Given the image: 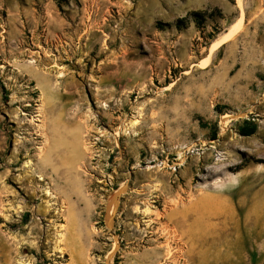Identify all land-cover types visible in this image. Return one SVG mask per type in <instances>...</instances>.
<instances>
[{"label":"rangeland","instance_id":"1","mask_svg":"<svg viewBox=\"0 0 264 264\" xmlns=\"http://www.w3.org/2000/svg\"><path fill=\"white\" fill-rule=\"evenodd\" d=\"M263 186L264 0H0V264H264Z\"/></svg>","mask_w":264,"mask_h":264},{"label":"trees","instance_id":"2","mask_svg":"<svg viewBox=\"0 0 264 264\" xmlns=\"http://www.w3.org/2000/svg\"><path fill=\"white\" fill-rule=\"evenodd\" d=\"M59 1V0H58ZM203 14H207V15H203ZM206 17H213V13H199V12H196V11H192V12H189L188 15H186V17L184 18H181L180 20H178L176 23H175V26L176 28H181V27H184V22H186V20H188L189 18H192V20L195 22V25L197 27H200L202 26L204 20Z\"/></svg>","mask_w":264,"mask_h":264},{"label":"bare ground","instance_id":"3","mask_svg":"<svg viewBox=\"0 0 264 264\" xmlns=\"http://www.w3.org/2000/svg\"><path fill=\"white\" fill-rule=\"evenodd\" d=\"M235 25H237V24H235V23H233V24H231L230 25V27H229V30H228V32H226V34H225V36L226 35H231L232 33H233V30H234V32L235 31H237V27L235 26ZM234 26H235V28H234ZM238 26V25H237ZM236 29V30H235ZM224 36V37H225ZM221 38H223V37H221ZM225 38H227V37H225ZM224 39V38H223ZM221 42V41H220ZM215 45H216V42H215ZM215 49V48H214ZM264 187V186H263ZM262 187V188H263ZM252 199H254L256 196H253L252 195ZM264 202V201H263ZM261 206H262V203H261V201L258 203V204H256V205H254L253 207H250L249 209H248V211L250 212L249 214H256L257 212H256V210L258 209V208H261ZM245 207V205H242L241 206V208H244ZM180 219L182 220L181 221V223L182 222H184V221H186L187 220V217H180ZM111 220H112V218H111V216L108 214V223H109V225H111ZM174 237V236H173ZM176 239V238H175Z\"/></svg>","mask_w":264,"mask_h":264},{"label":"water","instance_id":"4","mask_svg":"<svg viewBox=\"0 0 264 264\" xmlns=\"http://www.w3.org/2000/svg\"><path fill=\"white\" fill-rule=\"evenodd\" d=\"M126 188H127V186L124 185L123 187L120 188V190L118 192H116L114 194V196L112 198V207H111V212H110L111 218H113V216H114V214L116 212V208H117L119 197H120L121 194H123L126 191ZM111 223H112V220H111ZM108 225H109V223H108ZM109 226H111V225H109ZM109 255H112V253H110Z\"/></svg>","mask_w":264,"mask_h":264}]
</instances>
